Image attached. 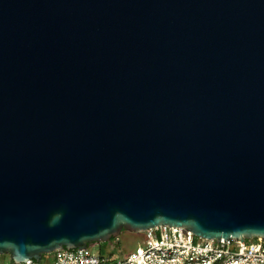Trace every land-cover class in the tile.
I'll list each match as a JSON object with an SVG mask.
<instances>
[{
    "label": "water",
    "instance_id": "obj_1",
    "mask_svg": "<svg viewBox=\"0 0 264 264\" xmlns=\"http://www.w3.org/2000/svg\"><path fill=\"white\" fill-rule=\"evenodd\" d=\"M162 225L264 238V0H0V255Z\"/></svg>",
    "mask_w": 264,
    "mask_h": 264
},
{
    "label": "built area",
    "instance_id": "obj_2",
    "mask_svg": "<svg viewBox=\"0 0 264 264\" xmlns=\"http://www.w3.org/2000/svg\"><path fill=\"white\" fill-rule=\"evenodd\" d=\"M45 256L40 261L13 263L0 255V264H264V238L231 237L218 241L197 237L182 227L162 225L144 231L136 248L119 259L91 247L57 249Z\"/></svg>",
    "mask_w": 264,
    "mask_h": 264
},
{
    "label": "rangeland",
    "instance_id": "obj_3",
    "mask_svg": "<svg viewBox=\"0 0 264 264\" xmlns=\"http://www.w3.org/2000/svg\"><path fill=\"white\" fill-rule=\"evenodd\" d=\"M140 237L141 234L123 231L119 236V242L112 239L101 247L103 254L112 259H119L136 248L140 243ZM90 247L95 252H99L101 249L98 244H92ZM6 261L10 262V259L6 257Z\"/></svg>",
    "mask_w": 264,
    "mask_h": 264
},
{
    "label": "trees",
    "instance_id": "obj_4",
    "mask_svg": "<svg viewBox=\"0 0 264 264\" xmlns=\"http://www.w3.org/2000/svg\"><path fill=\"white\" fill-rule=\"evenodd\" d=\"M104 244H106V243H100V244H98V246L101 248ZM90 247V246H89ZM101 254H103V251H102V248L100 249V251H99ZM6 257H8V256H3V259L4 260H6ZM46 256L44 255L43 256V258H45ZM9 258V257H8ZM10 262H12L11 260H10Z\"/></svg>",
    "mask_w": 264,
    "mask_h": 264
}]
</instances>
